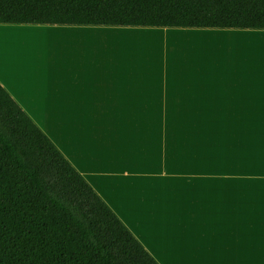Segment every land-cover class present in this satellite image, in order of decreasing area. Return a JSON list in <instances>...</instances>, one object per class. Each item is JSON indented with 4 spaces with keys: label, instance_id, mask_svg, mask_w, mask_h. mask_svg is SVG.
<instances>
[{
    "label": "crops",
    "instance_id": "0c3cea01",
    "mask_svg": "<svg viewBox=\"0 0 264 264\" xmlns=\"http://www.w3.org/2000/svg\"><path fill=\"white\" fill-rule=\"evenodd\" d=\"M138 29L0 24L59 50L0 85L157 264H264V30Z\"/></svg>",
    "mask_w": 264,
    "mask_h": 264
},
{
    "label": "trees",
    "instance_id": "16d2710c",
    "mask_svg": "<svg viewBox=\"0 0 264 264\" xmlns=\"http://www.w3.org/2000/svg\"><path fill=\"white\" fill-rule=\"evenodd\" d=\"M0 24L264 30V0H0ZM0 264H157L1 85Z\"/></svg>",
    "mask_w": 264,
    "mask_h": 264
},
{
    "label": "rangeland",
    "instance_id": "374dc122",
    "mask_svg": "<svg viewBox=\"0 0 264 264\" xmlns=\"http://www.w3.org/2000/svg\"><path fill=\"white\" fill-rule=\"evenodd\" d=\"M115 28V27H114ZM136 30L135 33H128L126 35H136L142 31H140V29L135 28ZM119 34L120 31H117ZM25 45V47H24ZM59 50L57 48H50L47 47L46 45L37 43V42H27L24 41V43H10L9 44L7 42H0V53L3 54V56H5V59H8L10 55L17 54L21 57V60L23 61H28L29 60V56L32 54H37L40 52H51V53H55L58 52ZM12 52V53H11ZM39 60H35V63L37 64ZM56 64H60L58 62H53Z\"/></svg>",
    "mask_w": 264,
    "mask_h": 264
},
{
    "label": "bare ground",
    "instance_id": "6f19581e",
    "mask_svg": "<svg viewBox=\"0 0 264 264\" xmlns=\"http://www.w3.org/2000/svg\"><path fill=\"white\" fill-rule=\"evenodd\" d=\"M20 35V34H19ZM32 36H34V38L36 37L34 34H31ZM24 36V35H23ZM44 36H48V37H46V39H47V41H48V39H52L53 38V36H55V35H51V34H45ZM123 38H125V39H127V40H129L130 41V44L131 45H134L135 47H139V44L141 43V40H146V41H152L153 39V37L150 35V34H148V33H144V34H136V35H124L123 36ZM29 39H31L30 37H29ZM253 41V42H261V43H264V39H262V38H247V39H245L244 41ZM24 41H26V40H22V42L24 43ZM40 41V40H39ZM22 42H20V43H22ZM24 47H25V45H24ZM149 49H151V46H149ZM12 53V52H11Z\"/></svg>",
    "mask_w": 264,
    "mask_h": 264
}]
</instances>
